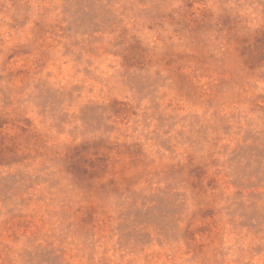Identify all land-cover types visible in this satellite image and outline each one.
Masks as SVG:
<instances>
[{"label":"rangeland","instance_id":"374dc122","mask_svg":"<svg viewBox=\"0 0 264 264\" xmlns=\"http://www.w3.org/2000/svg\"><path fill=\"white\" fill-rule=\"evenodd\" d=\"M0 264H264V0H0Z\"/></svg>","mask_w":264,"mask_h":264}]
</instances>
